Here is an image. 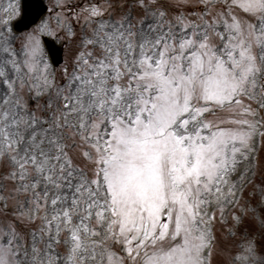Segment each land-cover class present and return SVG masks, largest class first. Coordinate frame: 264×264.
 <instances>
[{"label":"snow or ice","instance_id":"1","mask_svg":"<svg viewBox=\"0 0 264 264\" xmlns=\"http://www.w3.org/2000/svg\"><path fill=\"white\" fill-rule=\"evenodd\" d=\"M125 7L82 36L0 15V264H228L208 210L264 142V0ZM49 38L79 40L59 77Z\"/></svg>","mask_w":264,"mask_h":264},{"label":"rangeland","instance_id":"2","mask_svg":"<svg viewBox=\"0 0 264 264\" xmlns=\"http://www.w3.org/2000/svg\"><path fill=\"white\" fill-rule=\"evenodd\" d=\"M46 2L49 9L42 19L51 18L53 23L60 20L66 26H71L78 36H82L87 33L89 25L95 28L99 23L113 20L121 13L127 12L128 8L125 6L129 5L131 0H46ZM10 3L18 5L19 14L10 11L9 16L12 18L13 32L20 35L23 32L19 33L15 30V22L22 14L21 0H0V15ZM60 4L65 6L61 8ZM92 8H97L103 15L90 18L89 10ZM52 39L57 42L62 50L61 65L55 68L46 47L45 52L52 70L59 77L62 68L69 67V71H71L70 65L79 45V40L75 39L65 44L60 39ZM243 168L245 170L243 180L235 175L230 180V183L236 184L235 197L229 200L222 198L219 204L214 202L213 207L208 210L215 212L216 215L214 233L218 241L216 252L219 255L217 259L227 261L228 264H264V142L260 141L259 137L256 140L254 154L244 164ZM0 174H3V168H0ZM237 201L239 206H237ZM11 206L12 202H9V207ZM219 208L223 209L222 220L218 211ZM232 216H241L242 223L235 224L231 219ZM33 230V226L29 225L27 231ZM249 243L254 246V254L250 256L248 261L236 259V257L246 255L244 249Z\"/></svg>","mask_w":264,"mask_h":264},{"label":"water","instance_id":"3","mask_svg":"<svg viewBox=\"0 0 264 264\" xmlns=\"http://www.w3.org/2000/svg\"><path fill=\"white\" fill-rule=\"evenodd\" d=\"M36 2V0H24V10H25V7L27 6L29 8V12L31 13V6ZM40 4H41V8H42V14L41 16L44 14V12L46 11V6L44 5L43 1L40 0ZM40 16V17H41ZM27 23L26 20L24 19H21L19 22H18V29L19 30H24L26 29L25 27V24ZM31 25H29L27 28H29ZM50 46L52 48V54H53V57L54 59L56 60L57 63H59L61 60H62V57H61V51L59 49V47L53 42V41H50ZM49 47V45H48Z\"/></svg>","mask_w":264,"mask_h":264}]
</instances>
